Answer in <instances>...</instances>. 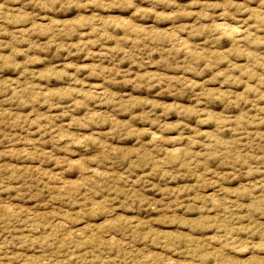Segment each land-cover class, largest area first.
<instances>
[{
	"label": "rangeland",
	"instance_id": "1",
	"mask_svg": "<svg viewBox=\"0 0 264 264\" xmlns=\"http://www.w3.org/2000/svg\"><path fill=\"white\" fill-rule=\"evenodd\" d=\"M0 264H264V0H0Z\"/></svg>",
	"mask_w": 264,
	"mask_h": 264
}]
</instances>
